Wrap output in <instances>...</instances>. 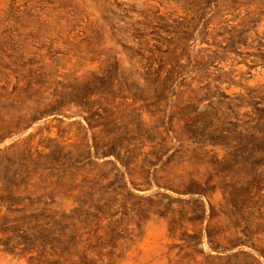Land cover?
Segmentation results:
<instances>
[{
	"label": "rangeland",
	"instance_id": "obj_1",
	"mask_svg": "<svg viewBox=\"0 0 264 264\" xmlns=\"http://www.w3.org/2000/svg\"><path fill=\"white\" fill-rule=\"evenodd\" d=\"M0 264H264V0H0Z\"/></svg>",
	"mask_w": 264,
	"mask_h": 264
}]
</instances>
